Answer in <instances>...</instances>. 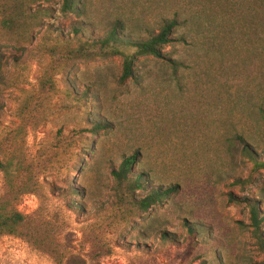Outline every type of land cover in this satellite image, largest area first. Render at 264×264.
Returning a JSON list of instances; mask_svg holds the SVG:
<instances>
[{
  "label": "rangeland",
  "instance_id": "rangeland-1",
  "mask_svg": "<svg viewBox=\"0 0 264 264\" xmlns=\"http://www.w3.org/2000/svg\"><path fill=\"white\" fill-rule=\"evenodd\" d=\"M260 109L264 0H0V213L35 222L0 264H264Z\"/></svg>",
  "mask_w": 264,
  "mask_h": 264
},
{
  "label": "trees",
  "instance_id": "trees-1",
  "mask_svg": "<svg viewBox=\"0 0 264 264\" xmlns=\"http://www.w3.org/2000/svg\"><path fill=\"white\" fill-rule=\"evenodd\" d=\"M65 6L69 4V0H64ZM176 21L170 20L164 24L161 30L154 36L150 37L145 41H139L134 43H126L124 45H129L134 49L133 55H125L123 54V64H122V73L120 76L121 81H126L128 79L133 78V63L137 57H151L154 59L161 58V47L164 44L170 42L171 35L173 34V30L176 27ZM103 45L110 44L116 50L122 45L120 41L116 39V34L114 31H111L109 35L102 41ZM122 54V53H121ZM259 114L261 118L264 120V109L259 110ZM236 140L239 142H244V139L241 135H236ZM135 162L133 156L128 158H123L119 169L117 172H114V177L121 181L126 180L127 176L130 172L132 164ZM264 168V163L261 165ZM130 180V179H129ZM130 184L134 186V188H141V178L136 176L133 180H130ZM132 186V187H133ZM131 187V186H130ZM170 191H163V192H154L151 193L149 196L144 198L139 202L140 208L142 210L148 209L150 206L155 204L156 202L160 201L162 197L169 194ZM250 214H251V221L255 228H258L260 220L258 219V214L255 207H250ZM34 220L32 218L23 216L17 211H10V212H2L0 213V237L2 236H22V230L30 224H34ZM38 223V222H36ZM39 225L35 224L33 228V233H30L28 236H24L27 242L31 243L33 246H37V240L35 238L34 232L37 233V227ZM264 244V243H263ZM38 248V247H37ZM54 262L56 264H62L60 259H57L56 256L51 255ZM76 257H70L67 264L74 263Z\"/></svg>",
  "mask_w": 264,
  "mask_h": 264
}]
</instances>
